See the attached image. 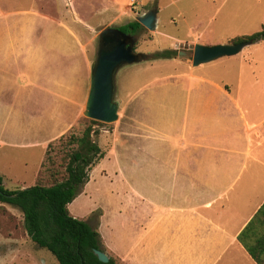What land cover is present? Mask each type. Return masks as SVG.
Returning a JSON list of instances; mask_svg holds the SVG:
<instances>
[{
  "label": "rangeland",
  "instance_id": "374dc122",
  "mask_svg": "<svg viewBox=\"0 0 264 264\" xmlns=\"http://www.w3.org/2000/svg\"><path fill=\"white\" fill-rule=\"evenodd\" d=\"M152 9L156 10L157 29L142 26L134 36V52L145 59L120 67L114 75L118 119L105 124L84 117L99 33L137 21ZM262 9L264 0H0V22L18 23L14 35L43 39L44 45L38 46L54 47V53L40 50L34 58L30 50L27 66L18 68L16 60L10 63L14 67L10 84L0 95L4 188L14 191L34 186L48 142L58 135L62 138L48 149L40 184L50 186L53 181L48 176L56 170L60 180L67 155L77 148L67 143L69 137H80L90 128L103 157L89 171L88 182L68 211L95 229L108 256L128 258L129 264H214L222 254V263L252 264L240 247L218 252L213 242L200 246L198 238L190 235L185 251L164 250L170 240L160 232L164 223H177L180 214L169 208L180 205L165 202L163 188H149L145 151L163 149L162 135H181L183 120L192 116L196 102L213 99L212 94L199 92L206 83L231 80V56L193 67L184 64L191 62L184 53H191L201 42L225 45L234 39H230L232 34L259 31L264 25ZM52 38H59L58 54L57 40L47 44ZM260 47L251 44L239 53L259 59ZM167 50H176V57L147 60V55ZM241 77L242 81L246 75ZM150 214L162 219L151 233L156 234V251L150 249ZM189 222L182 221V225ZM0 264H58L50 252L29 239L21 212L1 203Z\"/></svg>",
  "mask_w": 264,
  "mask_h": 264
},
{
  "label": "crops",
  "instance_id": "0c3cea01",
  "mask_svg": "<svg viewBox=\"0 0 264 264\" xmlns=\"http://www.w3.org/2000/svg\"><path fill=\"white\" fill-rule=\"evenodd\" d=\"M157 21L156 18V29ZM17 24L0 22V95L10 84L14 69L11 61L16 60L14 64L19 68L23 64L27 66L30 50L32 58L40 50L54 53V47L51 50L38 46L44 45L43 39L14 35ZM18 29L22 33L21 25ZM240 36L245 35L232 34L230 39ZM55 40L58 54L59 38L49 39L47 44H55ZM254 45L262 48L259 59L251 53L233 55L229 83H206L207 86L202 87L199 92L212 94L213 99L196 102L192 116L183 120L181 135H162L163 149L145 151L149 157V188H163L165 202L180 205L169 208L180 214L177 223H164L160 232L170 240L164 248L166 251L175 254L185 251L184 244L191 242L188 235L197 237L200 246L213 242L219 246L218 252L235 251L236 247L244 250L237 236L264 203V78L259 77L264 75V42ZM184 64L191 62L187 60ZM243 73L246 78L241 81ZM61 137L48 140V145ZM136 162L134 159V168ZM149 219L152 223L148 231L150 249L156 251V234L151 233L162 219L151 214ZM189 220L182 225V221ZM222 258V254L218 255L214 264H226L222 263ZM116 260L120 264L131 261L128 258Z\"/></svg>",
  "mask_w": 264,
  "mask_h": 264
},
{
  "label": "trees",
  "instance_id": "16d2710c",
  "mask_svg": "<svg viewBox=\"0 0 264 264\" xmlns=\"http://www.w3.org/2000/svg\"><path fill=\"white\" fill-rule=\"evenodd\" d=\"M118 29L135 36L142 26L138 21H132ZM241 42L250 45L264 42V25L253 34L232 39L230 44ZM176 55V50H167L146 57L147 60L171 59ZM91 133V129L87 128L80 137H69L67 143L77 145V148L67 155L60 180L57 170L50 173L48 179L53 181L50 186L40 184L41 170L34 186L14 191L4 188L0 175V203L11 205L21 212L29 239L50 252L58 264H120L110 256L107 263L97 259L94 250L105 253L98 233L88 223L71 217L68 211V205L88 182L89 171L103 157L99 146L92 141ZM51 145H48L46 155ZM237 241L255 264H264V203L238 234Z\"/></svg>",
  "mask_w": 264,
  "mask_h": 264
},
{
  "label": "water",
  "instance_id": "95a60500",
  "mask_svg": "<svg viewBox=\"0 0 264 264\" xmlns=\"http://www.w3.org/2000/svg\"><path fill=\"white\" fill-rule=\"evenodd\" d=\"M148 30L156 29V10L152 9L137 20ZM136 38L117 28H106L98 35L96 57L90 68V84L83 116L96 122L111 124L118 119V102L114 99V75L124 66L141 62L144 56L134 52ZM249 43L205 46L196 44L191 53H184L191 59L193 67L211 62L224 56L238 54ZM181 53H179L180 55ZM101 263H107L106 253L94 250Z\"/></svg>",
  "mask_w": 264,
  "mask_h": 264
}]
</instances>
